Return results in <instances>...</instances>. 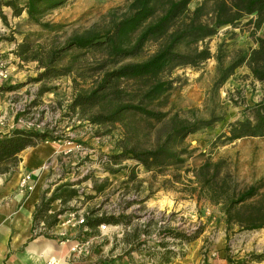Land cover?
Here are the masks:
<instances>
[{"label": "rangeland", "instance_id": "obj_1", "mask_svg": "<svg viewBox=\"0 0 264 264\" xmlns=\"http://www.w3.org/2000/svg\"><path fill=\"white\" fill-rule=\"evenodd\" d=\"M201 1L192 0L189 8L193 9ZM130 2L67 0L42 16V21L51 24L49 28L28 19L25 11L13 16L10 7L2 6L3 13L8 15L5 14L6 22L0 18V28L3 29L0 36L3 46L0 48L11 75L5 86L22 85L1 90L0 104L5 108H0V113H8L7 123L15 124L20 117L39 125L38 129L51 130L58 138L55 141L62 146H56L57 152L68 157L62 163L60 177L63 181L59 184L68 182L77 189L79 194L67 204L74 207L77 215H84L87 209L100 206L102 212L122 209L131 214V225L152 220L157 226L165 224L184 232L201 228L203 232L190 243L177 244L174 239H166L170 248L182 249L185 253L172 258L169 264H264V228L249 230L234 223L228 225L221 204L212 203L205 196L198 197L199 193L193 190L195 184L190 181L193 178L191 169L198 167L206 158L213 161L222 159L219 179L228 174L231 189L238 191L264 178V137H246L225 144L215 142L228 123L247 114L246 107L264 99V83L253 80L245 63L237 66L221 85H215L219 67H225L238 54L246 55L257 47L254 35L250 33L252 26L246 24L250 16L243 17L235 27H220L216 34L197 43L199 47L203 44L209 46L211 58L196 67L177 66L160 75L162 80H172L166 99L181 116L204 120L215 118L211 125L185 138L183 147L187 146L189 154L184 164L167 167L162 172H147L142 165L130 159L119 164L110 162L109 155L118 152L116 143L123 136L122 127L119 124L99 126L71 114L68 105L76 89L88 88L90 79L83 81L76 77L75 82L73 74L63 76L49 82L47 85L54 88L37 97L42 83L29 80L38 72L37 63L21 61L13 52L16 44L24 39L44 47L62 45L75 33L97 24L104 26L109 11L121 13ZM255 35L264 37V24ZM155 48L153 42L147 43L145 54ZM86 56H91V53ZM16 105L23 108V112L17 115L13 114ZM144 126L142 124L141 127ZM145 127L149 129V126ZM145 127L139 130L138 136L142 146L151 144L159 125L149 135ZM69 139L73 141L72 145H66ZM76 145H80V150ZM68 148L70 151L64 153ZM131 171L133 174L129 176ZM103 179H107L106 186L102 192L96 193L92 189L93 182L99 183ZM126 179L128 182L124 183ZM86 195L92 197L87 198ZM128 201L132 203L126 207ZM123 231L122 225L98 227V237L92 240V244L87 242V248L94 247L95 254L99 255L100 264H160L146 256L145 246H142V251L125 255V246L119 240ZM108 241L111 242L109 250L104 249ZM156 241L157 232L153 230L148 244L155 246ZM256 255L262 259L255 258Z\"/></svg>", "mask_w": 264, "mask_h": 264}, {"label": "trees", "instance_id": "obj_2", "mask_svg": "<svg viewBox=\"0 0 264 264\" xmlns=\"http://www.w3.org/2000/svg\"><path fill=\"white\" fill-rule=\"evenodd\" d=\"M66 1L22 0L21 4L20 0H0V18L6 22L2 6H8L13 16L25 11L28 19L49 28L51 24L42 21V16ZM191 1L131 0L121 13L109 11L104 26L97 24L75 33L62 45L44 47L24 39L16 44L13 52L21 61L37 63L38 72L29 79L42 83L37 97L54 88L47 85L49 82L63 76L73 74L75 82L76 77L83 81L90 79L88 88L76 89L68 105L71 114L99 126L119 124L122 127L123 136L116 143L118 152L109 155L110 162L119 164L130 159L147 172H162L167 167L184 164L189 154L187 146L183 147L185 138L215 120L188 119L168 105L166 95L172 88V80L160 79L162 73L177 66L196 67L211 58L209 46L199 47L197 43L216 34L220 27H235L243 17L250 16L246 24L252 26L250 33L257 47L246 55L238 54L225 67H219L215 85H221L243 63L248 66L253 80L264 83V37L255 35L264 24V0H202L190 9ZM149 42L156 48L145 54L144 48ZM73 50L76 52L72 53ZM216 60L219 62L218 58ZM21 85H2L0 90ZM245 109L247 114L228 123L215 142L225 144L246 137H264V99ZM142 124L149 126V131L144 126L147 135L159 125L155 139L148 146H142L138 140L139 130L144 128ZM57 139L48 129L14 127L0 133V173L15 167L21 159L20 153L27 147ZM222 162V159L206 158L192 168L193 190L199 193L198 197L205 196L210 202L221 204L228 225L234 223L249 230L264 228V178L241 190L231 189L228 174L219 179ZM131 174L132 171L129 176ZM127 182L126 179L124 183ZM106 183L107 179L93 182L92 189L100 193ZM78 194L77 189L66 182L57 185L49 197L43 195L35 209L33 228L43 222L41 234L49 237V231L59 223L60 216L74 210L61 207L50 212L51 204L59 199L65 205ZM131 203L128 201L126 207ZM83 216V225L91 230L101 224L122 225L124 231L119 240L125 246L124 254L142 251L145 246L146 256L160 264H169L172 258L185 254L182 249L170 248L167 238L176 240L177 244L190 243L203 232L201 228L184 232L165 224L157 226L152 220L131 225V214L122 209L102 212L100 206L87 209ZM153 230L157 232L158 241L150 246L149 236ZM255 258L262 259L258 255Z\"/></svg>", "mask_w": 264, "mask_h": 264}, {"label": "crops", "instance_id": "obj_3", "mask_svg": "<svg viewBox=\"0 0 264 264\" xmlns=\"http://www.w3.org/2000/svg\"><path fill=\"white\" fill-rule=\"evenodd\" d=\"M2 107L5 108L0 104ZM11 127L12 124L7 123L0 127V132H7ZM56 146L62 145L57 141H45L27 147L20 153L21 159L15 167L0 173V264H41L48 260H55L58 264H100L94 247L87 248V242L92 244V240L98 237V228L91 230L84 225H68L64 218L68 217L69 210L60 216L59 223L49 231V237L41 234L43 222L33 228V216L41 198L43 195L49 197L63 181L61 167L68 157L57 152ZM47 162L49 168L42 169ZM27 172L31 173L33 181L30 191L19 188L20 178ZM69 201L63 205L59 199L55 200L50 212L68 207ZM75 245L80 251H71ZM110 247L108 241L104 249Z\"/></svg>", "mask_w": 264, "mask_h": 264}, {"label": "built area", "instance_id": "obj_4", "mask_svg": "<svg viewBox=\"0 0 264 264\" xmlns=\"http://www.w3.org/2000/svg\"><path fill=\"white\" fill-rule=\"evenodd\" d=\"M2 33H3V29L0 28V36L2 35ZM10 78H11L10 70H9V67L7 66V61L3 56V50L0 48V87L2 85H5V83L9 82ZM13 111H14L13 114L17 115L18 112H23V108H21L20 105H16L14 107ZM7 121H8V113L6 111H3L2 113H0V127L6 126ZM14 127L27 128V129L35 128V129L40 130V131L43 130V129H38L39 125H35L31 122L24 121L20 117H17L16 123L15 124L12 123V127L10 129H12ZM0 133H2V132H0ZM65 143H66V145H72L73 141L71 139H69ZM76 148L79 149L80 145H76ZM70 149H71V147H70ZM70 149L68 148L67 150L64 151V153L69 152ZM48 168H49L48 162L42 166V169H48ZM32 187H33V181H32L31 173H28V172L24 173L20 178L19 188L21 190H24V191H30L32 189ZM67 216L68 217L64 222L68 223L69 225L75 226V225H83L84 224V216L83 215H77L75 211L69 212L67 214ZM105 226H106L105 224H101L99 227L103 228ZM71 251H73V252L74 251H80V247L75 245L71 248ZM41 264H58V262L55 260H48V261H45Z\"/></svg>", "mask_w": 264, "mask_h": 264}]
</instances>
